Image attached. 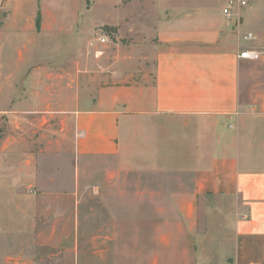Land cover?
Listing matches in <instances>:
<instances>
[{"label": "crops", "instance_id": "0c3cea01", "mask_svg": "<svg viewBox=\"0 0 264 264\" xmlns=\"http://www.w3.org/2000/svg\"><path fill=\"white\" fill-rule=\"evenodd\" d=\"M226 2L154 0L152 71L111 83L81 74L55 88L38 71L33 39L37 16L39 32L59 24L55 0H0V115L62 113L71 123L68 192L77 200L68 219L97 225L87 236L95 247L81 242L71 264H264V52L238 57L264 47V0H248L238 24L225 18ZM0 159L24 153L6 149ZM23 168L4 169L6 192L23 189ZM41 196L2 209L0 239L20 245L10 264H37L29 255L41 239L54 246L55 231L36 226L57 202ZM30 232L36 244L24 247Z\"/></svg>", "mask_w": 264, "mask_h": 264}, {"label": "rangeland", "instance_id": "374dc122", "mask_svg": "<svg viewBox=\"0 0 264 264\" xmlns=\"http://www.w3.org/2000/svg\"><path fill=\"white\" fill-rule=\"evenodd\" d=\"M55 6V10L62 15L59 16L60 21L57 19L59 24L50 31L40 30L33 35L39 55L38 71L44 75L47 83L61 88L64 82H69L73 77L76 79L81 74L87 77V81L126 82L129 80L128 73L152 71L156 51L154 0H55ZM2 16L0 8V24ZM103 35L107 40L102 44L98 38ZM48 72L51 73L49 81ZM48 116L43 119L41 115L28 113L27 117L17 120L5 113L0 115V153L6 149L24 153L22 161L0 159V179L9 177L4 169L12 171L17 162H22L25 180L23 189L18 193L6 192L0 185V215L11 198L17 196L18 199L31 201L47 199L41 195H49V199L57 202L53 209L54 217L45 224L44 214L40 213L36 228L44 231L49 226L50 231H55L54 246L47 248L43 244L45 239L36 244L31 239V232L25 234L28 239L25 237L20 242L23 241L24 247L33 245L32 242L36 244L35 253L29 255V259H36L37 264H71L78 258L73 249L81 242L95 247V242H89L87 236H94L95 233L90 232L97 225L95 219L91 222L84 220L83 223L77 222L76 218L72 221L68 219L72 209L66 206L77 200V194L68 192L74 183L73 176L69 175L75 167L71 155L73 131L71 123L64 121L62 113ZM93 164L91 166L94 167ZM11 177L9 179L14 180L15 174ZM35 177L39 187L33 183L32 178ZM49 185L51 191H47ZM77 205L78 208L74 209L77 215L86 211L80 208L79 202ZM41 210L47 211L44 208ZM5 222L10 228L9 221ZM2 227L6 228L5 225ZM16 242L0 239V254L3 255L0 263L6 261L10 264L17 260L20 245H16ZM7 244L8 247H4Z\"/></svg>", "mask_w": 264, "mask_h": 264}, {"label": "built area", "instance_id": "2783aa9c", "mask_svg": "<svg viewBox=\"0 0 264 264\" xmlns=\"http://www.w3.org/2000/svg\"><path fill=\"white\" fill-rule=\"evenodd\" d=\"M248 4V0H227L225 6L222 8V12L226 19L234 21V23L238 24L240 20V10L244 8ZM242 38L246 40H254L255 36L251 32H245L242 34ZM100 43H105L107 38L105 35L98 38ZM262 52H264V47L254 48V47H247L243 48L238 57L250 59V60H257L261 57Z\"/></svg>", "mask_w": 264, "mask_h": 264}, {"label": "trees", "instance_id": "16d2710c", "mask_svg": "<svg viewBox=\"0 0 264 264\" xmlns=\"http://www.w3.org/2000/svg\"><path fill=\"white\" fill-rule=\"evenodd\" d=\"M39 20H40V18H39V16H37V18H36V21H35V27H36V30L37 31H39Z\"/></svg>", "mask_w": 264, "mask_h": 264}]
</instances>
